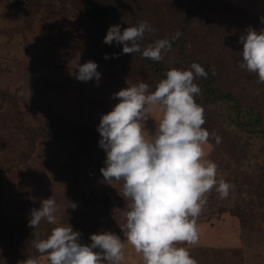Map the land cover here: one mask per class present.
Masks as SVG:
<instances>
[{
  "label": "rangeland",
  "instance_id": "374dc122",
  "mask_svg": "<svg viewBox=\"0 0 264 264\" xmlns=\"http://www.w3.org/2000/svg\"><path fill=\"white\" fill-rule=\"evenodd\" d=\"M103 2H116L129 26L147 21L155 31L143 40H170L182 27L190 52L215 62L222 54L212 25L229 31L233 45L250 28L264 30V0H95V6ZM85 9V0H0V248L11 224L25 237L16 249L26 252L25 242L34 239L27 237L31 210L52 197L58 224L79 231L80 243L90 244L92 233L111 232L125 244L122 264H143L126 240L130 201L122 196L123 182L108 183L100 171L106 153L97 130L101 116L118 103L114 94L141 82L143 74L133 76L131 67L142 60L123 54L115 42L104 43L106 32L90 24ZM233 50V60L222 69V89L239 101L234 108L213 106V118L222 122L242 104L260 115L253 122L258 133H242L245 145L227 154L210 142L204 146L205 159L217 165V179L233 187L226 199L215 189L207 195L197 217L199 243L178 245L188 248L197 264H264V97L257 75L238 67L242 50ZM87 61L98 65V83L75 78L77 65ZM204 116L206 121V110ZM158 118L154 111L144 122L146 138ZM39 128L58 135L40 137ZM68 202L76 207H66ZM39 227L45 238L54 225L42 221ZM37 259L48 264L43 255Z\"/></svg>",
  "mask_w": 264,
  "mask_h": 264
},
{
  "label": "clouds",
  "instance_id": "9594fccd",
  "mask_svg": "<svg viewBox=\"0 0 264 264\" xmlns=\"http://www.w3.org/2000/svg\"><path fill=\"white\" fill-rule=\"evenodd\" d=\"M261 20L264 22V17ZM154 31L147 21L123 31L119 24L112 25L104 43L122 45L123 54L140 53L152 61H162L172 48L168 38L141 48L145 33ZM180 35L177 31L172 40ZM239 43L243 47L238 67L255 73L258 82L264 83V30L250 28ZM104 58L108 59V54ZM97 67L94 61L77 65L75 78L98 83ZM190 68L167 70L166 78L153 91L143 82L120 89L114 94L118 103L101 116L97 127L99 147L106 153L100 171L108 183L123 182L122 196L130 201L125 214L126 240L141 255L143 264H197L189 249L178 245L199 243L197 217L207 195L215 189L220 199H226L233 187L224 179L218 180L217 165L205 159L204 146L210 134L203 128L205 110L194 99L201 92L194 80L207 78L208 73L196 62ZM154 111L159 118L154 133L146 138L144 122ZM215 140L221 142L220 137ZM69 206L76 207L72 202ZM57 211L55 199L49 197L31 210L28 221L31 229H38L42 221L54 225L45 238L32 232V246L48 264H122L125 244L119 236L92 233L91 243L82 244L79 231L69 224H58ZM24 264H38V259L27 257Z\"/></svg>",
  "mask_w": 264,
  "mask_h": 264
},
{
  "label": "trees",
  "instance_id": "16d2710c",
  "mask_svg": "<svg viewBox=\"0 0 264 264\" xmlns=\"http://www.w3.org/2000/svg\"><path fill=\"white\" fill-rule=\"evenodd\" d=\"M85 8L86 16L87 19L90 20V24L96 26L101 31L107 33V30L110 26L117 24L120 25L121 31L129 26L126 23V18L123 11L119 8L116 2L113 4L103 2L100 6H95V0H85ZM211 28L218 32L217 35L212 33L211 37L217 38L221 45L222 56L219 58L218 62H215L214 59L210 57H196L194 54H192L189 50L185 32L183 28L179 26L175 29L174 35L177 31H179L181 35L175 40H169L172 44V48L167 54L164 55V59L162 61H152L148 58L142 57L140 53H136L138 54V57L141 58L142 64H140L139 67L132 65L131 71H136L133 76L137 75L140 77V75L143 74V76L140 78V81L146 83L149 86V91H153L155 89L154 86L161 79L166 78L165 74L167 70L174 67L180 70H191L190 66L193 62L200 64L208 73V75L207 78L198 77L194 80V83H196L201 89L200 94L195 96L194 99L196 103L201 105L206 110L209 117L206 118L205 124L203 125V128L210 134L208 142H210L212 146L224 151L227 154L229 151H234L235 147H238L239 145H245V143H243L239 137L243 136L242 133H246L248 135H257L258 132L255 129L253 122H255L260 115H258V113L254 114L253 112H249V109L251 108L241 104V106H238V108H241V110H238L232 115H226L224 120L225 122H218L213 118L215 115V108L213 106L217 104H224L226 108H234L239 101L238 97L229 91H224L222 89L225 78H223L221 74H223L222 69L224 68V65L226 66L228 61H230V59L233 60L234 58V46H237L239 51L242 50L243 46L241 43L238 45H233L235 40L228 35L230 33L226 29H222L218 25H212ZM155 41L156 39L153 38H145L144 40L142 39L140 41L141 48L146 47ZM119 47L122 48V45ZM166 61H168L171 66ZM260 84L262 85L263 91H259L261 92L262 97H264V83ZM207 120L209 121L208 124ZM242 123H245L246 126H242ZM215 128L216 131H213ZM38 133L39 135H42L40 137L43 138H54L56 135H58L57 130L44 128H39ZM63 135H65V132H63ZM226 136L232 137V140ZM216 137H220L221 142L219 144L216 143ZM5 228L6 229L3 231L4 238L2 239L3 245L1 244L2 246L0 248V264H24V260L27 257L38 258V256L41 255L36 250L31 254L29 251L30 247H32V240L30 239L33 237L32 232H40V229L42 228L39 227L38 229H30L28 231L27 237L30 240L25 242V244L28 245L27 249L25 250L26 252L16 249L18 244L21 245L24 243L23 240L25 238L21 233H19L18 236V232H20L19 226L15 227L14 225L8 224L5 226ZM14 238L18 239L17 242H14Z\"/></svg>",
  "mask_w": 264,
  "mask_h": 264
}]
</instances>
